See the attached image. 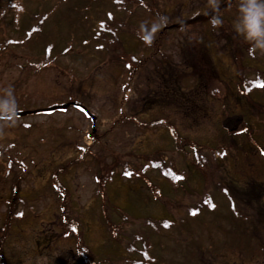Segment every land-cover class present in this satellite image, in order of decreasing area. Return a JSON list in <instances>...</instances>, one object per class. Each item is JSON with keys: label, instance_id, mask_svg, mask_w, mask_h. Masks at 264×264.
Wrapping results in <instances>:
<instances>
[{"label": "rangeland", "instance_id": "374dc122", "mask_svg": "<svg viewBox=\"0 0 264 264\" xmlns=\"http://www.w3.org/2000/svg\"><path fill=\"white\" fill-rule=\"evenodd\" d=\"M85 1L27 0L28 12L37 13L33 10L43 8L45 11L41 14L51 10V15L44 24L43 33L35 35L28 43L10 46L6 53L0 55V103L10 110L15 101L18 105L16 108L25 110L49 106L57 101H68L70 96H75L99 116L97 129L101 134L98 139L100 142L93 144L92 148L95 154H106L108 157L100 164L92 162L91 154L86 156L83 163L74 161L78 154L74 143L76 140L81 141V144L88 143L90 140H86L85 135L92 130L91 120L74 107L49 115L0 120V147L4 148L11 142L20 143V154L16 153L15 147H10L9 151H5V154L2 152L0 156V236L3 234L1 227L9 220V211L15 207L17 210L30 211L24 220L10 223L8 235L0 243V254L7 260V264H85L77 253V240L73 235L64 238L59 226L60 200L58 192L52 187L51 178L54 172L60 171L61 181L68 188L67 199L70 198L69 203L73 208L70 214L76 219L82 218V222L86 223L83 225L85 244H88L92 256L97 261H102L101 264H122L127 260L126 257H130L127 245L133 239L137 242L136 237L143 235L152 242V255L156 259L153 264H264V219L256 217L258 204L238 201V206L252 215L253 220H262L259 227L251 228L260 230L251 234V238L244 239L247 245L243 246L235 241H227L233 233L245 235L247 232L232 217H226L230 214H224L223 208L219 209L221 214L210 212L206 208L202 211V217L188 218L185 223L180 221L181 218L188 217L186 209L194 206L209 186L205 176L199 171L190 172V178L192 173L194 177L189 186L178 193L165 189L162 200L158 201L153 199V193L142 180L132 183L118 174L106 190L103 181L98 183L97 176H102L105 172L122 171L121 166L113 168V162L120 160L123 155L130 156L132 151L146 155L154 151L173 153L170 150L175 147V142L168 124L176 128L184 141L197 144L208 156L211 149L224 147L228 150V154L219 159L220 164L214 168L218 172H204L210 179L220 178L224 171L230 173L229 179L240 181L264 178V174L259 170L262 161L254 171H248L251 177L236 175V165L239 167L243 161L231 150L230 139L222 127L225 116L240 114L245 110L242 106L248 103L246 99L243 98V102L238 97L239 94L235 93L226 99L219 96L204 100L200 95L204 84L190 78V69H187L188 72H178L188 83L181 85L182 97L171 95L167 91L161 92L159 83L162 77L156 71L154 63H147L145 68L132 77L128 87L130 90L126 95V69L116 60H111L113 53L122 54L118 49L113 50L115 47L109 53L99 49L98 42L92 37L98 30L96 21L103 20L115 6L112 0H93V9L86 11L79 6L84 5ZM147 1L153 2V10L164 12L173 23L191 18L194 11L205 14L210 8L209 0ZM7 2L8 0H1L0 5ZM227 3V16L222 26L216 28L217 37L206 30L211 46L201 37L203 26L196 28L185 25L183 30L174 27L164 29L163 32L174 36V39H165V43H169L164 47L168 45L167 53L172 55L166 64L169 62L176 68L182 66L186 59L181 49L187 43L190 48L185 55L198 54L204 64L205 76H209L210 80L217 81L218 84L221 78L227 85L230 84L229 79L236 80L240 68L233 55L225 50L227 46L236 43L242 46L240 55L243 47L249 43L237 35L233 27L238 16L239 0H228ZM135 11L136 13L132 12L127 17L128 22L133 21L145 27H151L153 23L164 26L153 12L141 7ZM89 14L93 15L92 19ZM120 16L125 17L126 13L118 12V17ZM29 23L25 17L21 24L25 27ZM206 28L209 27L206 25ZM8 33L17 36L12 33L8 21L3 26L0 23V40L9 38ZM120 35L124 44L118 47L131 52L135 34H131L130 29L126 28ZM51 42L55 46L53 54L70 44L73 48L59 58L57 66L51 65L34 71L33 64L44 57V46ZM257 56L264 62V53L258 50ZM208 67L214 70L207 69ZM68 69L75 70V77L70 76ZM208 80L206 83H209ZM195 84L201 86L196 88ZM169 88L176 89L173 85ZM259 94L258 98L264 101V93ZM162 98L166 100L163 101ZM254 99L259 100L256 97ZM254 102H250L251 106ZM120 107H123L127 115H137L139 121L155 118L159 121L151 128H142L134 121L113 123V117H121ZM251 121L250 119L249 122ZM70 126L79 127L81 133L75 134L69 129ZM254 127L257 126L251 124L250 128ZM14 156L20 157V163L25 168L18 165L15 159L10 167L12 172L9 173L6 171L9 168L8 160ZM224 158L230 160L223 162ZM186 161L190 164L189 167L186 166L189 172L192 162L190 158ZM180 165L184 167V161ZM148 178L155 185H164L155 171L149 172ZM16 184L18 199L14 204L10 202L16 198ZM215 197L223 200L220 194ZM106 218L113 221L109 227ZM164 218L174 221V225L171 228H159L158 231L150 229L152 223L161 227L160 219ZM114 224L119 229L116 237L111 234ZM138 246L141 244L138 243Z\"/></svg>", "mask_w": 264, "mask_h": 264}, {"label": "trees", "instance_id": "16d2710c", "mask_svg": "<svg viewBox=\"0 0 264 264\" xmlns=\"http://www.w3.org/2000/svg\"><path fill=\"white\" fill-rule=\"evenodd\" d=\"M130 2H132V1L131 0H114V4L117 8L124 7V5H127ZM15 3L20 4V7H23V5H24L23 0H15ZM116 10L112 11V13L109 14V19L104 22L103 29L107 30V28H108L113 32L114 44H117L113 50L118 49L120 54H122V55H119L117 53H113V57H116V61L119 65H122L124 68L128 69L129 74H130L129 76H131V74L132 73L134 74V72L137 69V67L134 66V63L136 62L135 57H134L132 52H130V51L127 52L125 49L118 47V45H123L121 39L119 38V31L121 29H119V30L114 29V28H116V26L121 27L124 25V21H125V18H127L128 12L125 11V13H126L125 17L124 16L118 17L117 11H119V10H117V11ZM20 17H21V14H20ZM40 19L41 18H38L37 20H40ZM203 19H205V17H203V16L200 18H198V17L194 18V20H203ZM42 26H43V21L41 20L40 22L33 24L30 28L25 29V31L27 32L28 36H30L32 33L40 34ZM101 36L103 38H105L102 31H101ZM206 42H207V44L212 45L210 40H207ZM186 46H187V48H186V51H187V50H189L190 46L187 45V43H186ZM51 48H52L51 44L48 45L47 48L45 49L46 57L40 59L35 64L38 67V69L42 70V69L47 68V66L52 61H55L56 64L58 65L60 63L59 55L65 54L66 52H69L72 49L71 46L66 47L58 56L51 58L52 57L51 56ZM121 51H122V53H121ZM191 56H192V54L184 56V59H186L184 66H183V69L185 70L184 72H188L187 69H190V72H192L190 74V78L194 79L195 81L197 79V81H199L200 84H204V86L202 87V90L200 91L201 92L200 95L204 98V100H207L212 94L210 91V86H209V85H211L210 82L206 83L208 79L210 80V78L207 75L205 76V73L203 70H201L200 73L198 72L196 60L193 59V57H191ZM263 65H264V63H263ZM211 70H214V69L211 68ZM176 73H177V68H174V69L168 68L167 70H164L162 73L160 72L161 77L164 78L165 82H169L172 85H175L177 83V80H178L177 78H180V76L176 75ZM184 83L186 84L187 82L184 80ZM200 86L201 85H196V88H199ZM239 86L240 85H238V87ZM165 88H168V87L165 86L164 89ZM246 89L249 90V88H246ZM164 91L165 90H163V92ZM262 91H264V88L262 90L257 91V92H262ZM243 96L240 93L238 95V97H240V99H242V100H243ZM244 98L247 101L254 99V98L245 97V96H244ZM256 98L259 99L258 95L256 96ZM163 101H165V100H163ZM256 101H257L256 104L259 103L260 106L263 104L262 100H260V99L256 100ZM243 102H244V100H243ZM242 108L245 109V110H243V112L245 114H248V121H250V119L252 120L251 122H249V125L251 126V124L254 123L255 126H257V127L255 129L250 128V130H252L250 133L246 131V132H244L245 134H241L240 136H234L230 133L229 134L227 133L228 135H230V137L227 136V138L230 139L229 140L230 146L232 147L231 150H233L234 152H238L239 155H236V156H240L243 161L244 160L246 161V158H247V161H249L250 160L249 156L253 155L251 163H250L251 165L258 166L263 161V163H262L263 166H261V170L264 172V156H263V154H261V150H260V148H264V146H263L264 145V138H263L264 137V114H261V113L259 114L257 110H254L252 108L250 103H246V105L244 104V106H242ZM250 109H252V110L250 111ZM121 112L123 113V117H113V119H116V121L113 123H116L118 121L122 122V121L127 119L128 116L122 108H121ZM98 125H99V122H98ZM254 130H258V132L257 133L255 132L256 134H252V132ZM18 147L19 146L16 144V153L20 152ZM199 148L200 147H198L196 145H192V148L190 149V151L186 150V152H184V156H181V155L176 156L172 153H166V152L160 153L161 151L149 152V153H147V155L135 153L134 151H132L130 156L123 155V157L120 160L114 161L113 162L114 163L113 168L115 166H117V167L121 166L123 168L122 169L123 173H131L135 163L139 164L145 160L146 162L150 161L148 163V167H150V166H151V168L159 167L161 169V173L163 175H165V177H167V178L171 177V178L175 179V178L179 177L181 174L185 175V173H186L185 181L186 180L188 181L189 173L187 172L186 166L189 167L190 164L186 160H189V157H192L193 164H194V160L197 163L199 157L209 158L208 154H205L203 149L202 148L199 149ZM185 149H187V147H185ZM81 151H82V149H81ZM200 152H202L203 155H201ZM216 152H217V149L216 150L211 149V153L213 156H215ZM131 155H133V156H131ZM16 157L17 156H14V158H16ZM81 159H82V156L78 155L77 157L74 158V161L79 162V161H81ZM227 159H229V158H227ZM105 160H106V158L102 157V158L98 159V162L100 164V163H103ZM183 161H184V167L182 169L178 164H180ZM238 172H239V170H236L237 174H238ZM114 173H117V172L114 171ZM242 173H243L242 176L248 175L247 171H243ZM55 179H58V176L55 177ZM16 188L18 189L17 184H16ZM258 191H259L258 189L256 191L246 190V193L241 192L240 194L237 195V197L241 201H243V197L248 194L249 196H251V199L254 198L255 203H256V200L258 199V197H261L262 199H264L263 198L264 193H259ZM263 201H261L262 205L264 203ZM14 202L16 203V201H14ZM105 221H109V220L106 218ZM109 222H112V221H109ZM108 225H109V223H108ZM71 228H75V227L73 224L68 222L66 224V229L69 230ZM112 228H113V229H111L112 232L114 230H115V232L119 230L118 227L116 226V224L112 225ZM74 234H75L76 239H78L79 248H81L80 238H81L82 234L79 231V229H76V228H75ZM129 248L134 250L137 247H132L131 245H129Z\"/></svg>", "mask_w": 264, "mask_h": 264}, {"label": "clouds", "instance_id": "9594fccd", "mask_svg": "<svg viewBox=\"0 0 264 264\" xmlns=\"http://www.w3.org/2000/svg\"><path fill=\"white\" fill-rule=\"evenodd\" d=\"M209 5L213 10H217L218 0H209ZM213 28L222 26L223 21L218 15H213L210 21ZM161 25L153 23L149 31L144 25H141L142 31L145 33L142 36L143 41L151 45L154 39L155 32ZM237 35L250 44V54H255L257 50L264 53V0H239L238 16L233 24ZM6 112H10L5 116ZM16 104L13 101L11 109L0 103V120L17 119Z\"/></svg>", "mask_w": 264, "mask_h": 264}, {"label": "water", "instance_id": "95a60500", "mask_svg": "<svg viewBox=\"0 0 264 264\" xmlns=\"http://www.w3.org/2000/svg\"><path fill=\"white\" fill-rule=\"evenodd\" d=\"M71 104L76 105L77 107H80V108L84 109L85 111H87V109L84 106H82L76 102H72ZM68 105H69V103L64 104V105L53 106L51 108L37 109V110H33V111H25V112H20V113H16V114L22 115V114H28V113L49 112V111H53L55 109H65V108H67ZM7 115H9V114H7ZM7 115H5V116H7ZM93 119H95L94 116H93ZM241 121H242V117H240V116L228 117L224 121V126L230 130H234V129L238 128Z\"/></svg>", "mask_w": 264, "mask_h": 264}, {"label": "snow or ice", "instance_id": "6c2138e0", "mask_svg": "<svg viewBox=\"0 0 264 264\" xmlns=\"http://www.w3.org/2000/svg\"><path fill=\"white\" fill-rule=\"evenodd\" d=\"M261 86H264V85H261Z\"/></svg>", "mask_w": 264, "mask_h": 264}]
</instances>
